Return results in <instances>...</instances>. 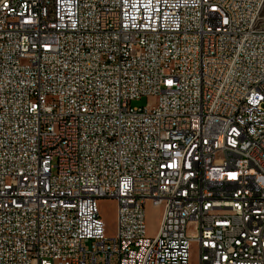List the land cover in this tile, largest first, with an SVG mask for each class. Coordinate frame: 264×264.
<instances>
[{
	"label": "built area",
	"instance_id": "built-area-1",
	"mask_svg": "<svg viewBox=\"0 0 264 264\" xmlns=\"http://www.w3.org/2000/svg\"><path fill=\"white\" fill-rule=\"evenodd\" d=\"M263 8L0 0V264H264Z\"/></svg>",
	"mask_w": 264,
	"mask_h": 264
},
{
	"label": "rangeland",
	"instance_id": "rangeland-1",
	"mask_svg": "<svg viewBox=\"0 0 264 264\" xmlns=\"http://www.w3.org/2000/svg\"><path fill=\"white\" fill-rule=\"evenodd\" d=\"M261 20L264 24V8L261 13ZM148 104V98L142 97L141 99L134 100L132 105L134 107H145ZM100 212L106 225V235L113 237L117 230V202L114 199H102L99 202ZM162 216V208L156 207L151 204L146 208V225L147 234L149 237H154L159 229ZM198 253L195 247L191 250V264H197Z\"/></svg>",
	"mask_w": 264,
	"mask_h": 264
}]
</instances>
